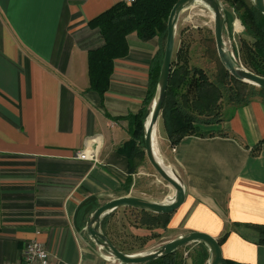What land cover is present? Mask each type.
I'll list each match as a JSON object with an SVG mask.
<instances>
[{"label":"crops","instance_id":"0c3cea01","mask_svg":"<svg viewBox=\"0 0 264 264\" xmlns=\"http://www.w3.org/2000/svg\"><path fill=\"white\" fill-rule=\"evenodd\" d=\"M119 1L127 3L0 0V264L20 260L32 239L51 264H123L86 234L89 213L119 196L164 202L174 194L167 182L160 195L138 187L147 173L130 148L131 116L143 105L162 40L130 33L106 92L89 87L87 52L103 38L88 22ZM200 128L210 134L175 144L166 129L160 135L162 161L184 188L169 213V240L205 232L218 240L222 260L264 264L256 227L264 226V98L228 105L220 122ZM89 139L97 162L75 157ZM199 247L184 245L179 263L201 264ZM208 259L209 251L202 264Z\"/></svg>","mask_w":264,"mask_h":264},{"label":"trees","instance_id":"16d2710c","mask_svg":"<svg viewBox=\"0 0 264 264\" xmlns=\"http://www.w3.org/2000/svg\"><path fill=\"white\" fill-rule=\"evenodd\" d=\"M176 1L177 0H134L131 3L119 1L88 22L90 26L99 29L103 38V44L100 47L88 50L87 52L90 89L95 90L100 95L106 92L113 71L114 60L124 56L128 51L127 35L134 32L142 40H147L154 36H158L160 40L166 37L167 18ZM225 1L238 8L237 12L240 21L244 25L248 36L250 35L253 39V42L248 46V50H245V61L249 66H252V70H254L256 74L264 76V14L259 12L252 4L246 3L245 0ZM225 21L227 23L226 11ZM163 48L164 46L162 45L158 51L157 59L154 61L155 65L151 68L150 82L143 105L136 114L131 116L133 119L132 121L135 123L130 141V148L133 152L132 158L141 156V152L144 150L143 121L149 113L147 106L149 102H151L155 92L163 56ZM180 53V51H176L172 56L169 80L160 114L172 144L177 143L185 135L210 134V132L202 131L200 126L202 124L218 123L222 120L223 112L213 111L208 105L216 96L222 94V90H226V86L223 82H218L220 85L223 83L222 86L218 83L216 85L215 82L210 80L208 74L201 67L196 65H190L188 67L186 65L177 66L179 60L182 59ZM182 67L185 68L180 72ZM223 69L225 74L229 75L225 68ZM229 78L235 83L249 86L251 89L250 94L248 93L247 98L243 100V102L238 98L236 104L233 105L247 103L252 99L250 98L251 96L261 95L262 97L264 95V89L254 84H247L231 76H229ZM229 97L233 101L234 98L231 97L230 93ZM263 141L264 138L260 142ZM124 209L138 210L150 216L153 221L156 222L157 226L167 228L169 214H158L134 207H124ZM114 211L108 213L102 219L101 231L122 251V248L108 236L106 231L107 221ZM256 227L260 232L258 241L263 243L264 226L259 225ZM199 244L200 247L197 251V259H199V262L202 264L207 259L208 249L202 242H199ZM175 255L176 251H173L162 257L141 264H181ZM222 264L251 263L223 259Z\"/></svg>","mask_w":264,"mask_h":264},{"label":"rangeland","instance_id":"374dc122","mask_svg":"<svg viewBox=\"0 0 264 264\" xmlns=\"http://www.w3.org/2000/svg\"><path fill=\"white\" fill-rule=\"evenodd\" d=\"M221 2L224 5L227 16V23L225 21L223 28V39L225 45L229 51L233 52L238 63H240L244 68L256 73L252 70V66H249V64L245 61V50H248V46L253 42V39L250 35L248 36L244 25L240 21L237 12L238 8L229 4L225 0H221ZM245 2L251 4V0H245ZM236 22L240 25L237 28ZM164 41L165 37L162 39L163 46ZM176 51L181 52L180 54L182 58L179 60V63H177V66L186 65L188 67L190 65H196L201 67L208 74L210 80L215 82L216 85L219 81L225 84L226 90H222V94L216 96V98L208 105V107L212 108L213 111L223 112L228 105L236 104L238 98L243 102V100L247 98L248 93L250 94V87L240 85L239 83H235L230 80V75L225 74L223 69L224 67L222 68L220 64L213 35L212 12L208 7L202 4H196L180 12L175 28V44L173 53ZM184 68L185 67H182L180 72H182ZM218 84L220 85V83ZM222 84L220 86H222ZM229 93L231 94V97L234 98L233 101L230 99ZM258 97H261V95H256L254 97L251 96L250 98L254 99ZM262 97L264 98V95ZM151 102H149L147 106L149 111ZM146 118L143 121V127L145 125ZM163 126V120L160 116L156 132V137L158 138L157 145L159 144L160 135H165V129ZM202 131L205 130L202 129ZM158 152L160 156L161 153L159 145ZM140 157L143 158L140 160L138 157L140 163L139 166L141 167L138 168V170L147 174L140 175L137 178L138 187L142 188L147 193L149 192V194H162L165 189L164 185L168 184L149 164L144 150H142ZM106 231L108 236L122 248V251L128 254L148 251L166 241H169L170 239L168 229L157 226L156 222L153 221L150 216L138 210H129L124 208H118L112 213L111 217H109L107 221ZM183 247L176 250V254L177 252L183 250Z\"/></svg>","mask_w":264,"mask_h":264},{"label":"water","instance_id":"95a60500","mask_svg":"<svg viewBox=\"0 0 264 264\" xmlns=\"http://www.w3.org/2000/svg\"><path fill=\"white\" fill-rule=\"evenodd\" d=\"M200 2V3H197ZM201 4L208 7L213 17V35L218 59L229 75L236 80L254 84L264 89V76L256 74L240 63H237L230 55L224 39L223 28L225 22V8L221 0H177L168 15L166 22V37L164 41L163 56L159 69L155 92L152 98L150 111L145 121L143 133V148L149 164L156 173L173 189L172 198L164 202H154L145 198L124 195L112 198L92 209L89 213L85 231L92 242L104 250L114 260L123 264H141L162 257L178 250L191 242H202L209 251L208 264H222V253L218 240L208 233L191 231L166 241L155 248L145 252L128 254L119 250L110 239L101 231L102 219L110 212L124 207H134L158 214H169L177 209L184 200V188L180 178L162 159L154 152L153 129L158 123L162 104L165 98L167 84L170 75L171 61L175 44V28L180 12L190 6ZM251 4L264 14V0H251Z\"/></svg>","mask_w":264,"mask_h":264},{"label":"built area","instance_id":"2783aa9c","mask_svg":"<svg viewBox=\"0 0 264 264\" xmlns=\"http://www.w3.org/2000/svg\"><path fill=\"white\" fill-rule=\"evenodd\" d=\"M134 0H126L131 3ZM229 51V50H228ZM231 57L236 61L232 51H229ZM76 158L86 159L97 162L98 159V144L95 139L87 140L83 147L77 150ZM2 264H51L50 256L44 244L37 240L32 239L26 243L22 251V258L15 262H4Z\"/></svg>","mask_w":264,"mask_h":264},{"label":"bare ground","instance_id":"6f19581e","mask_svg":"<svg viewBox=\"0 0 264 264\" xmlns=\"http://www.w3.org/2000/svg\"><path fill=\"white\" fill-rule=\"evenodd\" d=\"M200 3V2H197ZM196 4V3H195ZM202 4V3H201ZM240 26L238 22H236V28ZM157 125L158 123L155 125L154 129H153V146H154V152L157 156H159V152H158V145H157V137H156V132H157ZM160 157V156H159Z\"/></svg>","mask_w":264,"mask_h":264}]
</instances>
